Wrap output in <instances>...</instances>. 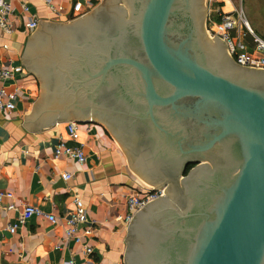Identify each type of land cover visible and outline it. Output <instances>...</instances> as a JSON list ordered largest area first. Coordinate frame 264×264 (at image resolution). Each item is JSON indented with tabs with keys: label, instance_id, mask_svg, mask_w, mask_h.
Instances as JSON below:
<instances>
[{
	"label": "water",
	"instance_id": "water-1",
	"mask_svg": "<svg viewBox=\"0 0 264 264\" xmlns=\"http://www.w3.org/2000/svg\"><path fill=\"white\" fill-rule=\"evenodd\" d=\"M207 14L206 0H108L43 23L24 51L41 84L28 127L101 122L168 186L129 224L125 264H264V68L209 38Z\"/></svg>",
	"mask_w": 264,
	"mask_h": 264
},
{
	"label": "crops",
	"instance_id": "crops-1",
	"mask_svg": "<svg viewBox=\"0 0 264 264\" xmlns=\"http://www.w3.org/2000/svg\"><path fill=\"white\" fill-rule=\"evenodd\" d=\"M4 1L10 9L0 26V69L10 68L13 76L0 79V88L17 95L13 110H0V190L13 193L0 200V264H125L128 198L153 185L130 168L122 146L101 122L56 121L38 134L28 127L40 91L37 76L26 69L27 42L45 22L78 18L73 16L76 0H52L55 10L44 0ZM79 1L86 15L108 0ZM33 19L38 25L32 29L27 24ZM73 121L74 135L69 128ZM61 142L82 148L85 162L55 156ZM66 172L72 174L68 179ZM77 197L87 217L78 224L80 240L65 234ZM29 204L53 214L56 221L32 215L11 232L9 226L18 223Z\"/></svg>",
	"mask_w": 264,
	"mask_h": 264
},
{
	"label": "built area",
	"instance_id": "built-area-1",
	"mask_svg": "<svg viewBox=\"0 0 264 264\" xmlns=\"http://www.w3.org/2000/svg\"><path fill=\"white\" fill-rule=\"evenodd\" d=\"M48 5L51 6L53 10L55 8L52 6V0H44ZM213 1V0H211ZM217 1V0H215ZM83 3L79 0H76L73 4V16L74 18L79 17L83 14ZM10 9V5L4 1H0V11H1V19L0 26H4L5 14L8 13ZM216 16H218L216 14ZM240 18L243 24L248 25L247 19L243 17L242 12H240ZM3 20V21H2ZM211 21L212 18H209ZM213 24H216V30L208 29L207 32L209 36L214 39V34L226 42L228 53L241 65L250 66V67H260L264 68V37L254 32L250 27L247 26L248 30L247 34L244 30H241L240 26H238V21L234 17V14L227 12L219 15V20L215 23V18L212 20ZM30 28H36L38 25V20L33 19L28 24ZM239 29L237 33H233V30ZM12 70L10 68H1L0 69V79H10L12 78ZM16 92L14 90L9 91L5 87L0 88V110H13L15 108V99ZM69 128L71 134H75L76 122H70ZM65 155L69 158H74L79 162H85L86 156L85 152L80 147H72L66 145L64 142L58 144L55 150V156ZM64 178H70L72 176L71 173L66 172L63 174ZM167 184L161 185L159 187L150 186L143 193H135L129 196L128 198V208L129 213L127 215L126 220L128 223H131L135 217V214L142 210L146 204L150 201L166 195L167 193ZM4 197L12 198L13 193L10 191L0 190V200ZM75 209L72 214L67 219V228L65 234L68 238H76L80 240V237L77 235L78 224L87 219L86 217V209L84 207V203L81 198H75ZM12 205H9L8 208H11ZM32 215H44L50 221L55 222L56 217L53 214H48L43 212L40 208L34 205H26L21 211L18 217V223L10 225L9 230L14 232L17 230L19 224H24L28 218ZM88 230L87 232H89ZM89 252L92 251V248H87Z\"/></svg>",
	"mask_w": 264,
	"mask_h": 264
},
{
	"label": "rangeland",
	"instance_id": "rangeland-1",
	"mask_svg": "<svg viewBox=\"0 0 264 264\" xmlns=\"http://www.w3.org/2000/svg\"><path fill=\"white\" fill-rule=\"evenodd\" d=\"M208 2V18H215L214 15L227 13L226 10H230L228 12L234 14V17L238 21V26L241 25L240 29L244 30L247 34L248 27H250L254 32L258 33L262 37H264V0H206ZM226 10H225V9ZM240 12H242L243 17L247 19L248 25L243 24L240 18ZM208 19L207 28L216 30V24H213V21ZM218 22V19L215 18V23ZM207 29V30H208ZM247 30V31H246ZM239 29L233 30V33H237ZM208 33V32H207ZM209 35V34H208ZM39 84V91L41 92V84ZM146 181V180H144ZM152 185V184H151Z\"/></svg>",
	"mask_w": 264,
	"mask_h": 264
},
{
	"label": "flooded vegetation",
	"instance_id": "flooded-vegetation-1",
	"mask_svg": "<svg viewBox=\"0 0 264 264\" xmlns=\"http://www.w3.org/2000/svg\"><path fill=\"white\" fill-rule=\"evenodd\" d=\"M208 16H209V13L207 14L206 23H205V24H206V26H205V27H206V31H207V21H208V19H209ZM208 36H209V35H208ZM209 38H211V37L209 36ZM212 40H215V39H212ZM194 166H195V164H192V163L189 164V165L187 166V168H186V173H187L192 167H194Z\"/></svg>",
	"mask_w": 264,
	"mask_h": 264
},
{
	"label": "trees",
	"instance_id": "trees-1",
	"mask_svg": "<svg viewBox=\"0 0 264 264\" xmlns=\"http://www.w3.org/2000/svg\"><path fill=\"white\" fill-rule=\"evenodd\" d=\"M217 19L219 20V17H217Z\"/></svg>",
	"mask_w": 264,
	"mask_h": 264
},
{
	"label": "bare ground",
	"instance_id": "bare-ground-1",
	"mask_svg": "<svg viewBox=\"0 0 264 264\" xmlns=\"http://www.w3.org/2000/svg\"><path fill=\"white\" fill-rule=\"evenodd\" d=\"M82 16H84V15H82ZM82 16H80V17H82Z\"/></svg>",
	"mask_w": 264,
	"mask_h": 264
}]
</instances>
